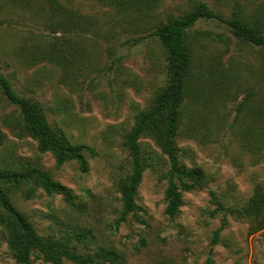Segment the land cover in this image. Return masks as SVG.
<instances>
[{"label":"rangeland","instance_id":"374dc122","mask_svg":"<svg viewBox=\"0 0 264 264\" xmlns=\"http://www.w3.org/2000/svg\"><path fill=\"white\" fill-rule=\"evenodd\" d=\"M198 2L264 29V0H0V70L18 94L42 105L52 128L98 151L87 173L75 162L57 168L52 153L19 135L20 110L0 89V168L43 169L77 196L76 208L43 190L28 201L15 196L41 236L90 228L97 243L91 250L113 248L128 264H264V231L249 236L251 220L228 217L220 243H212L223 216L210 215L216 208L211 191L239 209L264 197V47L238 40L214 20L188 31L194 78L176 139L180 162L201 168L207 181L184 193L185 205L170 219L161 179L169 160L142 135L146 170L138 210L116 228L123 212L118 183L132 171L126 136L166 87L168 65L164 46L130 24L136 12L116 7L125 3L157 25ZM83 17L92 26L87 32L76 27ZM0 241V264H18L1 229ZM30 264L48 263L33 257Z\"/></svg>","mask_w":264,"mask_h":264},{"label":"trees","instance_id":"16d2710c","mask_svg":"<svg viewBox=\"0 0 264 264\" xmlns=\"http://www.w3.org/2000/svg\"><path fill=\"white\" fill-rule=\"evenodd\" d=\"M116 8L122 14L135 11L137 15L130 24L136 23V29L148 33L149 37H155L168 53L166 87L152 106L137 117L135 126L126 136L132 171L118 183L123 203L122 217L116 222L118 228L130 214H135L138 210L136 199L146 170L139 143L142 135H150L162 155L169 160L170 168L161 175V179L167 182L165 214L170 219L174 220L185 205L184 193L196 190L207 181L201 168H188L180 162L176 145L183 103L188 86L194 78L188 31L201 20H214L226 25L238 40L256 47H264V29L241 15L226 18L213 12L204 2H198L193 10L183 16L170 17L166 23L157 25H150L149 15L129 10L130 7L125 3ZM85 20L86 17H83L79 20L80 26H76L81 32L91 30L92 26L85 25ZM47 58L53 61L55 55L50 52ZM0 89L8 102L20 110L23 121L20 136L35 140L41 153H52L57 168L68 162H75L82 172L89 171V159L98 156L94 147L88 144H73L63 131L52 128L42 105L18 94L1 70ZM39 190L48 195H60L67 204L75 208L78 206L74 192L57 182L43 169L28 166L0 168V229L5 234L10 254L18 264H30L33 257L48 264H66V261L74 264H128L113 248L99 245L95 251L91 250L97 243L96 235L90 228L74 229L60 236H41L29 215L20 210L15 202L17 195L26 201L32 200ZM210 195L216 207L211 211V217L223 216V225L213 236L214 245L220 243L221 234L228 226L230 216L237 221L251 220L249 236L264 231V197L259 195L251 199L246 207L239 209L223 204L214 191H211ZM81 246L88 251H81ZM1 248L0 241V251Z\"/></svg>","mask_w":264,"mask_h":264}]
</instances>
